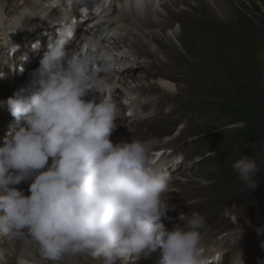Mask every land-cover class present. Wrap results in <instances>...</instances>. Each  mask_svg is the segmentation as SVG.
Masks as SVG:
<instances>
[{
  "label": "clouds",
  "instance_id": "9594fccd",
  "mask_svg": "<svg viewBox=\"0 0 264 264\" xmlns=\"http://www.w3.org/2000/svg\"><path fill=\"white\" fill-rule=\"evenodd\" d=\"M63 58L50 43L27 86L0 100L21 122L0 146V235L26 233L53 261L87 253L115 264L159 250L158 264H206L202 215L181 212L171 230L162 222L175 209L169 175L152 160L155 141L113 143L116 106L93 94L102 82ZM232 167L247 189L257 186L254 158L241 155ZM22 182L30 194L16 187Z\"/></svg>",
  "mask_w": 264,
  "mask_h": 264
},
{
  "label": "rangeland",
  "instance_id": "374dc122",
  "mask_svg": "<svg viewBox=\"0 0 264 264\" xmlns=\"http://www.w3.org/2000/svg\"><path fill=\"white\" fill-rule=\"evenodd\" d=\"M218 2L225 11L224 14L217 12L212 18L214 20L209 18L213 16L210 10L213 8L211 1L207 6L200 7L201 9H189L184 12L183 20L187 23L198 22L199 27H178L177 23L172 21L170 24L173 33L169 35L165 29L155 28L159 31L161 39L164 36L169 38L174 50L170 51L166 44L159 42L155 59L150 60L161 70L169 72L170 79L175 82L177 89L174 95L166 96L171 100L177 99L178 105L174 113L166 117L167 120L180 119L183 122L186 116H189L188 122L186 121L189 127L185 139L190 138L191 145L193 144L190 145L193 154L191 153L189 158L194 165L189 171H185L187 177L181 176V183L175 189L187 192L196 199L200 204L197 211L206 218V230L215 232L221 231L224 226L218 217L210 218L215 211H227L238 216V206L249 214L264 206L263 203H254V199L248 195L249 189L245 186L247 184L239 179L232 167L235 160L243 153L246 156V152L250 151L259 171L264 173V27H258L262 26L264 21V0H233L232 12L222 0ZM190 3L196 4L195 1ZM158 4L159 1L155 3L153 12L157 10L159 14H165ZM176 7L179 10L180 6ZM177 9L174 8L173 11L176 12ZM168 12H172V9ZM174 33L176 37H183L182 41L177 40ZM140 48L144 49L145 45ZM142 54L148 56L150 52ZM226 61L232 64L229 65ZM143 72L137 70L133 75L137 76ZM144 74L146 77H142L146 78V81L151 80L150 75ZM155 90L161 95H166L158 88ZM249 129L255 133H248ZM253 136L262 138L244 144V139ZM169 145L173 146L171 143ZM251 146L256 147L250 150ZM199 158L202 159L200 162ZM262 184L260 181L257 187L261 188ZM182 186L184 190H181ZM6 249L0 251L4 252L6 259L15 261L11 264H17L15 246ZM123 259L118 258L115 264H122ZM2 264H5V260ZM124 264H130V261L124 260Z\"/></svg>",
  "mask_w": 264,
  "mask_h": 264
},
{
  "label": "bare ground",
  "instance_id": "6f19581e",
  "mask_svg": "<svg viewBox=\"0 0 264 264\" xmlns=\"http://www.w3.org/2000/svg\"><path fill=\"white\" fill-rule=\"evenodd\" d=\"M22 0H15L14 2V6H13V15L14 16V13L20 15V16H27V12H26V7L23 5V3L21 2ZM119 2L121 3H124V0H118ZM159 1V4H158V7L159 8H162L163 11H165L164 13L165 14H159V11H155L153 12V9H154V6H155V3ZM195 1L196 4L194 5H191L190 2H193ZM211 1L212 5H213V10H211V14L213 16H209L210 20L215 17V15H217V12L224 14V11L225 9H221V7L219 6L220 2H218L219 0H207V2L205 0H141V3L140 5L143 7L145 6L144 8H141L140 11L143 13L144 16L148 17L147 20H149L150 22H155V23H158L159 25L157 26H153V27H162V29H165L167 31V35L169 34H172L173 32L172 31V24H170L172 21L176 22L178 27H199L198 25H200L198 22H193L191 21L192 23H187V21L185 22V20H183V18L185 17V14L184 12H187L190 10H195L197 8H200L203 6H207V3ZM223 3L227 4L226 6H228V9H230V11L232 12L233 11V8L231 7L232 6V3H233V0H222ZM176 6H180L179 7V10L177 9ZM194 6V7H192ZM164 7V8H163ZM170 8L172 9V12H168V10H170ZM177 9L176 12L173 11V9ZM201 9V8H200ZM206 9V8H205ZM227 9V10H228ZM229 11V12H230ZM235 11V10H234ZM161 12V10H160ZM177 13V14H176ZM219 13V14H220ZM228 13V12H227ZM231 14V13H230ZM220 16V15H219ZM238 16V15H237ZM161 19H159V18ZM191 17V16H190ZM224 17V15H223ZM219 18V17H218ZM261 18V17H260ZM146 19V18H145ZM228 19V18H226ZM262 19V18H261ZM146 20V21H147ZM202 20V19H201ZM214 20V19H212ZM221 20V19H220ZM197 21V20H196ZM218 21V19H217ZM205 22V21H204ZM222 22V20L220 21ZM261 22V21H260ZM229 23V22H228ZM147 26H151V24H149V22L147 21L145 23ZM202 24V23H201ZM215 24V23H214ZM218 24V23H217ZM220 24V23H219ZM226 24V23H225ZM115 25V24H113ZM209 25V24H208ZM211 25V24H210ZM227 25V24H226ZM235 25V24H234ZM22 26L23 27H29L30 26V23H28L26 20L22 23ZM203 26V25H202ZM212 26V25H211ZM224 26V25H222ZM229 26V25H228ZM240 27V26H238ZM258 27H264V21H263V24L262 26H258ZM172 28V29H171ZM217 28V27H216ZM223 29V28H222ZM226 29V28H225ZM169 32V33H168ZM175 32V31H174ZM42 34V31H36L34 36L36 37H41L40 35ZM175 34V33H174ZM174 34L172 36H174ZM233 34V32H232ZM137 39H136V43H138V46L137 48L133 51V56L138 58L140 61H141V66H145V65H152L153 63L150 62V60H154L155 59V54L156 52L158 51L157 49V44L159 42H161L162 44H166V47H168L170 49V51H173L174 50V47L172 46L173 43L169 40V38H167L166 36H164V38H160L159 36V31L155 30V31H152V30H145L144 32L142 31H138L135 36ZM175 37H176V34H175ZM186 37V36H185ZM210 37V36H209ZM223 37V35H222ZM227 37V36H226ZM232 37V36H231ZM38 38V39H39ZM160 38V40H158ZM224 38V37H223ZM228 38V37H227ZM30 37L29 38H21L20 40V45L23 46V47H26L27 44H28V41H29ZM177 40L179 41H182L183 37H181L180 35H177L176 37ZM185 39V38H184ZM212 39V38H211ZM217 39V38H216ZM175 40V39H174ZM187 40V39H186ZM204 40V39H203ZM209 40V39H208ZM226 40V39H225ZM178 42V41H177ZM213 42V41H211ZM219 42V41H218ZM179 43V42H178ZM215 43V42H214ZM185 44V43H184ZM210 44V43H209ZM213 44V43H212ZM211 44V45H212ZM141 45H145V48H140ZM204 45V44H203ZM199 46V45H198ZM210 47V46H208ZM201 48V47H200ZM215 48V47H214ZM218 49V48H216ZM221 49V47H220ZM204 50V49H203ZM223 50V49H222ZM69 52L68 49L65 50V54H67ZM144 52H150V54L147 55H143L142 53ZM179 52V51H178ZM202 52V51H201ZM211 52V50H210ZM225 53V52H224ZM176 55V54H175ZM178 55V54H177ZM183 55V54H182ZM151 56V57H150ZM219 56V55H218ZM217 56V57H218ZM227 56V55H226ZM184 57V56H183ZM200 57V56H199ZM220 57V56H219ZM182 58V57H181ZM180 58V59H181ZM228 58V57H227ZM144 59L146 61H144ZM183 59V58H182ZM181 59V60H182ZM185 60V59H184ZM216 60V59H215ZM217 61V60H216ZM231 61V60H229ZM228 61V62H229ZM157 62V61H156ZM203 62V61H202ZM212 62V61H211ZM219 62V61H218ZM227 62V61H226ZM227 62V63H228ZM162 63V62H161ZM207 63V62H206ZM229 64V63H228ZM232 64V63H230ZM229 64V65H230ZM194 66V65H193ZM199 66V65H198ZM204 66V65H203ZM228 66V65H227ZM226 66V67H227ZM175 67V66H174ZM211 67V66H210ZM230 67V66H229ZM232 67V66H231ZM206 68V67H205ZM216 68V67H215ZM228 68V67H227ZM195 69V68H193ZM204 69V68H203ZM211 69V68H210ZM217 69V68H216ZM229 69V68H228ZM143 72L144 69H139ZM196 70V69H195ZM198 70V69H197ZM226 70V69H225ZM233 70V68H232ZM174 71V70H172ZM180 71V70H179ZM218 71V70H217ZM230 71V70H229ZM6 72V71H5ZM195 72V71H194ZM198 72V71H197ZM201 72V71H200ZM206 72V71H205ZM213 73V72H212ZM219 73V72H218ZM231 73V72H230ZM233 74V73H232ZM156 75L160 78H156V81L151 79L149 81H146V78H143V77H146V75L144 74V72L142 74L138 73V75H133L132 74H128V79L129 80H134L138 83V85L140 86V89L139 91L141 92L142 91V88H143V91L142 92V98L145 99L149 96H151L152 92H155L157 90H155V88H158V90L162 93H165L166 95L169 94V95H174L175 93H177V89H175V85L172 81H167V79H169L170 77L166 74H164V72L160 71V72H156ZM143 76V77H142ZM153 76V75H152ZM218 76V75H216ZM231 76V75H230ZM168 77V78H167ZM199 77V76H198ZM202 77V76H201ZM162 78H167L166 80H163ZM207 78V77H206ZM219 78V77H218ZM213 79V78H212ZM122 81V80H121ZM121 81L119 82H115L114 84H118L119 86H121L122 88L124 89H128V82H125V83H122ZM125 81V80H124ZM110 82H112L110 80ZM212 83V82H211ZM135 87H138L137 85H135ZM5 94H0V100H5ZM141 102H143V100H141ZM191 143V142H190ZM193 145V144H192ZM191 145V146H192ZM170 146L169 143L167 141H162L159 145V147H157L156 149H160V148H165V147H168ZM193 154V153H192ZM182 175H186L187 177V172H185L184 174L182 173H179V174H175L172 176V179H177L178 177H181ZM189 178V177H188ZM191 179V178H190ZM193 183V182H192ZM24 184V182L21 183V185ZM188 185V184H187ZM186 186V185H185ZM29 187V184L27 185V189ZM172 187H170L169 189H171ZM178 188V187H177ZM27 189L24 191L26 195L30 194L28 193ZM191 189V188H190ZM181 190H184L183 189V186L181 188ZM189 191V190H188ZM15 258H16V262L18 264V261L20 260H24L26 261V264H31L33 261L31 260L30 257H28L25 253H22V254H18V247L15 249ZM2 251V250H1ZM0 251V264L3 263V261L5 260V264H11L12 262H15V261H10L9 259H6L5 256H4V252H1ZM33 256L35 258H38L39 256H37L36 254H33ZM67 258V257H66ZM43 259L45 260H49V258H45L43 257ZM85 259H87L88 261H85ZM38 260V259H37ZM124 260L126 261H130V264H143L142 261H146L147 259H144V258H141L139 261H134V258H127L125 257L123 259V262L122 264H124ZM89 261H93V263H90ZM79 263H84V264H104V260L103 258H94L92 256H90L89 254H85V253H80V254H74L70 257H68L66 259V261H62V262H59V263H54V264H79ZM148 264H154V262L152 261H149L147 262Z\"/></svg>",
  "mask_w": 264,
  "mask_h": 264
},
{
  "label": "trees",
  "instance_id": "16d2710c",
  "mask_svg": "<svg viewBox=\"0 0 264 264\" xmlns=\"http://www.w3.org/2000/svg\"><path fill=\"white\" fill-rule=\"evenodd\" d=\"M247 131H248V133H255L253 130L251 131L250 129ZM245 135H248V134H245Z\"/></svg>",
  "mask_w": 264,
  "mask_h": 264
}]
</instances>
